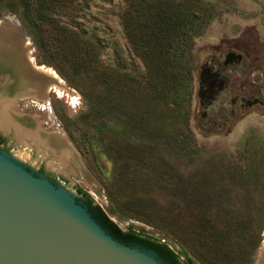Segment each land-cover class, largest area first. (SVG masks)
<instances>
[{
    "label": "rangeland",
    "instance_id": "1",
    "mask_svg": "<svg viewBox=\"0 0 264 264\" xmlns=\"http://www.w3.org/2000/svg\"><path fill=\"white\" fill-rule=\"evenodd\" d=\"M127 1L72 0L60 21L99 43L104 67L139 79L144 67L121 28ZM201 2L214 17L193 40L187 133L173 121L145 122L141 109L119 104L90 74L70 84L47 63L17 14L1 16L0 23L15 25L19 52L66 89H47L43 99L1 95L0 112L7 108L19 123L29 121L41 137L60 133L65 143L53 148L48 138L34 140L36 135L14 128L0 133L12 149L8 154L31 173L42 162L49 175L65 180L60 186L80 205L89 210L74 187L121 231L168 239L181 262L184 253L193 264H210L220 250L207 244L223 251L231 247L227 241L242 242L235 233H257V247L249 241L245 251L250 264H263L264 0Z\"/></svg>",
    "mask_w": 264,
    "mask_h": 264
},
{
    "label": "trees",
    "instance_id": "2",
    "mask_svg": "<svg viewBox=\"0 0 264 264\" xmlns=\"http://www.w3.org/2000/svg\"><path fill=\"white\" fill-rule=\"evenodd\" d=\"M71 4L72 0H0V17L17 14L47 63L70 84L90 74V81L103 86L119 104L126 101L133 103L137 112L141 109L145 122L151 118L162 123L173 121L183 125L187 133L193 40L213 19L214 13L201 0H185L174 5L166 4L165 0L127 1L121 16L122 32L145 70L136 79L118 68L104 67L97 58V41L85 39L62 26L60 18L67 17ZM78 194L89 200L92 216L117 241L128 246L140 245L156 253L166 264H193L184 253L185 259L181 262L156 240L130 230L121 231L98 206L92 205L86 193L78 190ZM235 235L242 242L227 241L231 247L223 251L206 243L208 248L220 250L213 251L210 264H250V255L245 250L249 241L257 247L258 234Z\"/></svg>",
    "mask_w": 264,
    "mask_h": 264
},
{
    "label": "water",
    "instance_id": "3",
    "mask_svg": "<svg viewBox=\"0 0 264 264\" xmlns=\"http://www.w3.org/2000/svg\"><path fill=\"white\" fill-rule=\"evenodd\" d=\"M21 45L18 30L0 23V97L19 98L30 92L21 81L45 78ZM0 264L166 263L114 239L72 193L0 149Z\"/></svg>",
    "mask_w": 264,
    "mask_h": 264
},
{
    "label": "bare ground",
    "instance_id": "4",
    "mask_svg": "<svg viewBox=\"0 0 264 264\" xmlns=\"http://www.w3.org/2000/svg\"><path fill=\"white\" fill-rule=\"evenodd\" d=\"M10 25L13 26V27H15V29L17 30V27L15 25H12V24H10ZM39 72L42 75H44V77H45L44 80H42L41 82H32L31 83L28 80H23V81L20 82L21 86H23L22 88H26L31 93L30 92H28V93L20 92L22 94H19V96H21V97H19V99L30 98V96H32V95H34L35 98L43 99V97H45V95H44L45 94V90H47V89H49L50 91L53 90V89H55L56 92H57V90L64 91L66 89L65 86L63 85V83H61L58 80V78H56V76L54 75V73H51V72H43V71H40V70H39ZM20 79H21V77H20ZM20 84H19V86H20ZM28 122L29 121L25 120L22 123H19L16 120V117H13L12 115H10V111L7 108L5 110H2L0 112V129L1 130L7 132L8 130H10V128H14V129H16V131L18 133L21 132V134L24 133L27 136V134L30 132L29 134L31 136L32 135H36L34 137L35 138L34 140H37V139L38 140H41L42 137L40 135L34 133V131H31L32 128H31V126H29L30 124ZM25 123H26V126H24ZM31 125H33V124H31ZM16 136H18V135H16ZM64 141H65V137L63 135H60L59 138H56L55 137L53 139H50L48 142L50 144H53V145L59 147V146H63L64 145V143H65ZM260 258H261V260H263V264H264V250H263ZM259 264H260V261H259Z\"/></svg>",
    "mask_w": 264,
    "mask_h": 264
},
{
    "label": "flooded vegetation",
    "instance_id": "5",
    "mask_svg": "<svg viewBox=\"0 0 264 264\" xmlns=\"http://www.w3.org/2000/svg\"><path fill=\"white\" fill-rule=\"evenodd\" d=\"M24 99H26V98H24ZM24 120H21V122H23ZM24 124V123H23ZM26 125V124H25ZM1 134V133H0ZM58 136V137H57ZM5 137V136H4ZM3 137V135L1 134L0 135V148L2 149V150H4L5 152H7V153H11V148L9 147V145H8V142H7V138H4ZM59 138L60 137V133H57V132H52V133H50L49 135H46V137L44 136V135H42V138L41 139H46V138H48V140L47 141H45L46 142V145L47 146H50V147H55V145H53V144H50L48 141L50 140V139H53V138ZM53 147V148H54ZM50 152H53V151H50ZM32 173H34V175L35 176H43V177H46V178H48V179H50V181L51 182H53V183H55V184H62V182H65V180L64 179H62V180H60V177H54V176H52V175H49V172H48V170L47 169H45V167H44V165L42 164V162H40V164H39V168L37 169V171H32ZM62 177V176H61ZM74 189V191H76V192H78V188L77 187H74L73 188ZM81 197H84V196H81ZM86 197H84V199H85ZM87 199V198H86ZM87 205H89V201H88V199H87ZM132 246H138V247H141V248H143V249H146V248H144V247H142V246H140V245H137V244H133Z\"/></svg>",
    "mask_w": 264,
    "mask_h": 264
},
{
    "label": "built area",
    "instance_id": "6",
    "mask_svg": "<svg viewBox=\"0 0 264 264\" xmlns=\"http://www.w3.org/2000/svg\"><path fill=\"white\" fill-rule=\"evenodd\" d=\"M156 241L162 245H165L175 255L177 254L175 245L172 242H170L168 239L161 237L158 238ZM263 243H264V239H263Z\"/></svg>",
    "mask_w": 264,
    "mask_h": 264
}]
</instances>
